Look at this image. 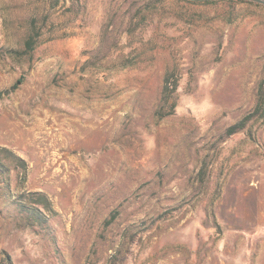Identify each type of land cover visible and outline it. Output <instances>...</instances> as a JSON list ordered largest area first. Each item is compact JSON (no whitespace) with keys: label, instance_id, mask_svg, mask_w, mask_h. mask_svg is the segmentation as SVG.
Here are the masks:
<instances>
[{"label":"rangeland","instance_id":"rangeland-1","mask_svg":"<svg viewBox=\"0 0 264 264\" xmlns=\"http://www.w3.org/2000/svg\"><path fill=\"white\" fill-rule=\"evenodd\" d=\"M258 89L262 2L0 0V264H264Z\"/></svg>","mask_w":264,"mask_h":264},{"label":"trees","instance_id":"trees-1","mask_svg":"<svg viewBox=\"0 0 264 264\" xmlns=\"http://www.w3.org/2000/svg\"><path fill=\"white\" fill-rule=\"evenodd\" d=\"M204 1H211V0H204ZM31 40H32L31 38L26 40L27 48H31L32 47ZM170 90H174V89H170ZM263 95H264V89H258V98H257V103H256V106H255L254 110L251 113L247 114L244 118H242L238 122H236V123L230 125L229 127H227V129H226V134L227 135H231L233 133L242 131L245 128L246 121L249 120L250 118H252L253 116L259 114V111L262 108L261 104H262V100H263Z\"/></svg>","mask_w":264,"mask_h":264},{"label":"water","instance_id":"water-1","mask_svg":"<svg viewBox=\"0 0 264 264\" xmlns=\"http://www.w3.org/2000/svg\"><path fill=\"white\" fill-rule=\"evenodd\" d=\"M193 1H204V0H193ZM264 3V0H255Z\"/></svg>","mask_w":264,"mask_h":264},{"label":"crops","instance_id":"crops-1","mask_svg":"<svg viewBox=\"0 0 264 264\" xmlns=\"http://www.w3.org/2000/svg\"><path fill=\"white\" fill-rule=\"evenodd\" d=\"M160 264H171V263H169V262H164V263H160Z\"/></svg>","mask_w":264,"mask_h":264}]
</instances>
